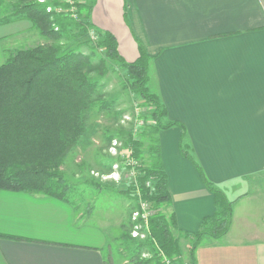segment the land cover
Returning a JSON list of instances; mask_svg holds the SVG:
<instances>
[{"label":"crops","instance_id":"crops-1","mask_svg":"<svg viewBox=\"0 0 264 264\" xmlns=\"http://www.w3.org/2000/svg\"><path fill=\"white\" fill-rule=\"evenodd\" d=\"M85 2L94 26L116 36L126 60L144 46L152 56L150 88L168 118L185 126L159 133L167 209L178 228L194 233L216 210L214 194L181 153L185 132L209 180L236 200L228 233L205 236L195 264H264V0ZM30 30L31 21H6L0 10V65L11 39ZM90 218L54 196L0 190V264H109L106 232Z\"/></svg>","mask_w":264,"mask_h":264},{"label":"trees","instance_id":"trees-1","mask_svg":"<svg viewBox=\"0 0 264 264\" xmlns=\"http://www.w3.org/2000/svg\"><path fill=\"white\" fill-rule=\"evenodd\" d=\"M68 6L66 0H32L5 17L6 21L19 15L28 19L46 42L15 49L0 65V190L42 193L72 202L74 186L61 166L85 133L90 112L97 103L94 95L99 82L90 76V71L97 69L104 74L106 59H112L126 69L124 87L138 95L148 109L142 116L145 123L141 128L147 138L146 145L132 132H128L126 139V146L132 149L131 158L138 161L129 165L135 171L136 181L132 188L120 191L138 201L140 212V201L151 204L152 212L146 218H138L146 230L145 238L133 237L130 230H125L123 237L138 249L151 253L146 264H165L164 257L173 264H188L183 259L182 240L186 238L192 244L189 264H195L194 251L205 236L221 238L228 233L236 200H230L209 180L193 148L185 142L184 131L181 153L195 164L214 194L216 210L204 217L194 233L178 228L174 212L165 210L172 198L159 133L176 125L185 126L168 118L163 101L149 86L152 56L140 44L138 58L126 60L119 51L116 36L92 23L90 2H78V18L57 11L58 7ZM90 29L101 37L95 45L88 43L90 47L98 46L105 51V58H100L96 66L92 64V54L80 45L67 49L70 42L87 35ZM145 151L147 159L143 157Z\"/></svg>","mask_w":264,"mask_h":264},{"label":"rangeland","instance_id":"rangeland-1","mask_svg":"<svg viewBox=\"0 0 264 264\" xmlns=\"http://www.w3.org/2000/svg\"><path fill=\"white\" fill-rule=\"evenodd\" d=\"M30 1L32 0H1V14L5 17L11 16L21 5ZM33 29L35 31L30 30L12 38V43L7 44L8 49L10 48L7 55L15 49L46 42L39 30ZM121 38L124 43L125 33L122 32ZM100 39V36L93 37L89 32L70 42L67 49L80 45L85 52L92 54L94 58L92 64L96 66L100 58H105V51L98 46L92 49L90 44L95 45ZM104 70L105 73L102 75L97 69L90 71V76L99 82L94 95L97 103L90 112L85 133L67 154L61 169L74 186L70 200L77 206L79 212L91 217L92 224L100 225L106 232L108 242L103 246V250L108 263L146 264L151 253L146 249H138L134 243L123 237L125 230H130L131 235L136 238H145L147 235L143 224L138 220L139 217L134 215L139 209L138 201L121 193L120 190L132 188L131 184L136 181L135 171L129 166L132 149L126 146V139L128 132H132L146 145L147 138L141 133L144 125L137 122L148 113V109L142 105L138 95L124 87L125 68L117 61L107 58ZM143 157L148 158L147 151ZM140 202L141 205L143 202L148 203ZM165 210L169 212L167 207ZM151 212L150 204L148 213ZM133 230H137L139 235L134 236ZM212 238L206 236V239ZM182 244L183 256L191 259V241L184 238Z\"/></svg>","mask_w":264,"mask_h":264},{"label":"built area","instance_id":"built-area-1","mask_svg":"<svg viewBox=\"0 0 264 264\" xmlns=\"http://www.w3.org/2000/svg\"><path fill=\"white\" fill-rule=\"evenodd\" d=\"M40 1H45V0H40ZM68 3H69V6L68 7H58L57 8V11L59 12H68L70 13L74 18H78V13H77V4L78 2H82V0H66ZM48 10L51 11L52 10V7L49 6L48 7ZM90 34L93 36V37H96L98 36L96 31L94 29H90ZM140 122H137L139 123L140 125H143L145 123L144 119L140 118L139 120ZM137 161L134 159V158H131V160L129 161V164L131 165H134ZM134 173V171H132ZM142 212H140L139 210H137L134 215H136V217H143V218H146L148 216V210L150 209V204L146 203V202H143L142 205ZM137 227V225H136ZM133 235L134 236H138L139 235V232L137 230H133ZM144 235V234H143ZM164 261H165V264H171V260L164 257Z\"/></svg>","mask_w":264,"mask_h":264}]
</instances>
